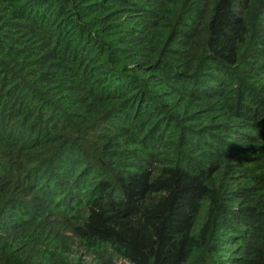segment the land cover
Returning a JSON list of instances; mask_svg holds the SVG:
<instances>
[{"label": "trees", "instance_id": "16d2710c", "mask_svg": "<svg viewBox=\"0 0 264 264\" xmlns=\"http://www.w3.org/2000/svg\"><path fill=\"white\" fill-rule=\"evenodd\" d=\"M0 264H264V0H0Z\"/></svg>", "mask_w": 264, "mask_h": 264}]
</instances>
